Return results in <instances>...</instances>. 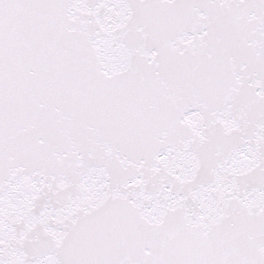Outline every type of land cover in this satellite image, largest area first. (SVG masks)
Segmentation results:
<instances>
[{
  "label": "snow or ice",
  "instance_id": "obj_1",
  "mask_svg": "<svg viewBox=\"0 0 264 264\" xmlns=\"http://www.w3.org/2000/svg\"><path fill=\"white\" fill-rule=\"evenodd\" d=\"M0 264H264V0H0Z\"/></svg>",
  "mask_w": 264,
  "mask_h": 264
}]
</instances>
